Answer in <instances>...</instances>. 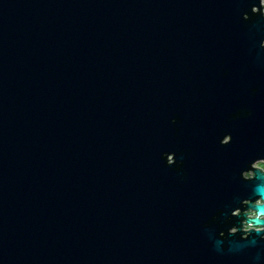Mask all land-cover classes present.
Masks as SVG:
<instances>
[{"label":"water","instance_id":"1","mask_svg":"<svg viewBox=\"0 0 264 264\" xmlns=\"http://www.w3.org/2000/svg\"><path fill=\"white\" fill-rule=\"evenodd\" d=\"M262 0H0V264H264Z\"/></svg>","mask_w":264,"mask_h":264},{"label":"rangeland","instance_id":"2","mask_svg":"<svg viewBox=\"0 0 264 264\" xmlns=\"http://www.w3.org/2000/svg\"><path fill=\"white\" fill-rule=\"evenodd\" d=\"M262 3H263V9H264V0H262ZM254 165L264 169V160L255 161Z\"/></svg>","mask_w":264,"mask_h":264}]
</instances>
